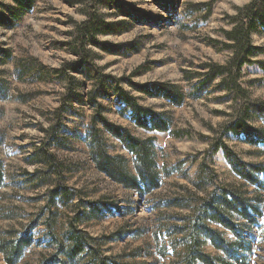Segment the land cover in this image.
<instances>
[{
    "label": "rangeland",
    "instance_id": "rangeland-1",
    "mask_svg": "<svg viewBox=\"0 0 264 264\" xmlns=\"http://www.w3.org/2000/svg\"><path fill=\"white\" fill-rule=\"evenodd\" d=\"M21 1L0 0L10 24L0 26V168L4 176V185L0 188V264H7L4 252L24 233L32 239L18 264H37L53 252L46 227L41 225L48 218L44 197L47 188H35V184L27 181L28 174L33 175L40 167L34 163L32 154L42 144L44 131L49 128L51 115L60 106L65 90L54 71L75 59L70 51V34L76 25L86 20L83 10L87 0ZM211 2L106 1L100 13L107 22L116 25V33L103 36L100 41L112 45L117 53L91 47L92 60L106 75L128 78L139 85L164 84L188 97L195 92L198 82L195 75L203 71V65L224 66L232 57L223 45L229 43L223 31L232 29L226 18L235 16L237 9L249 4L250 0H218L211 16L207 17L205 7ZM253 43L264 48V35H254ZM255 61L264 62V55ZM75 76L80 82L77 93L84 99L82 103H74L65 115L61 132L63 146H55L52 151L68 168L65 183L83 188L86 200L91 203L99 201L105 205L103 217L86 221L80 228L98 242L101 239L105 243L106 256L119 264H171L174 252L169 238L159 232L165 219L157 207L160 204L157 192L142 196L136 191H127L96 171L87 145V130L94 114L87 103L93 78H87L83 72ZM218 84L216 80L215 87L203 98L188 97L182 106L176 107L163 99L137 93L127 83H122L123 90L135 97L141 106L163 114L171 122V130L188 131L192 139L177 140L170 133L137 129L127 115H122L123 108L113 83L106 88L108 98L99 100L103 114L111 122L126 127L139 138L151 139L159 167L171 173L163 176V199L175 197L181 187H188L198 196L204 195L191 185L210 146L209 142L198 138L213 137L211 129L229 120L221 113H231L232 104L223 100L227 92L213 91ZM241 84L253 101L264 102V70L258 66L245 67ZM252 126L263 128L261 122L252 123ZM106 140L109 152L126 158L132 169V156L121 143L107 134ZM226 144L246 164L264 167V147L248 143L246 137L237 139L234 136H229ZM212 168L217 175V185L242 189L259 210L252 209L249 213L259 214L255 223L235 220L239 242L233 232L211 225L228 242L227 251H218L207 244L205 253L216 260L231 254L236 259H226L230 264H241L244 260L246 264H264V179L261 180L262 188L240 180L223 153L216 157ZM68 213H61L62 221L54 219L60 237L65 233L64 221ZM167 215L174 216L173 211L169 210ZM36 221H40V226L29 232Z\"/></svg>",
    "mask_w": 264,
    "mask_h": 264
},
{
    "label": "trees",
    "instance_id": "trees-1",
    "mask_svg": "<svg viewBox=\"0 0 264 264\" xmlns=\"http://www.w3.org/2000/svg\"><path fill=\"white\" fill-rule=\"evenodd\" d=\"M106 1L111 0L85 2L83 13L86 20L76 25L74 32L70 34V51L75 59L65 62L54 71L65 86L60 106L51 115V124L44 131L42 144L32 154L34 163L40 167L33 175L28 174L27 183L35 184V188H47L44 197L47 199L45 211L48 212V218L42 221L41 225L46 227L54 252L49 257L41 258L37 264H119L116 259L106 256L103 249L105 243L101 239L98 242L80 228L86 221L100 218V215L103 217L105 212L102 207L105 205L99 201L91 203L86 200L83 188L77 189L65 183L64 175L68 168L52 151L55 146H63L64 138L61 132L65 115L74 107V103H82L84 99V96L80 98L77 93L80 82L75 75L80 72L86 74L89 79L93 78V89L88 94L87 103L94 109V114L87 130V145L96 171L127 191H136L142 196L157 192L156 196H160V204L157 207L165 219L159 226V232L165 233L169 238L170 247L174 252L171 264H230L226 259H236L235 256L229 254L228 258L226 255L225 258L216 260L204 251L207 244H211L218 251H227L228 242L211 225L233 232L239 242L240 234L236 230L235 220L255 223L259 213L253 215L249 210H259L242 189L217 185V175L212 166L216 157L223 153L225 161L240 180L256 188L263 186L261 180L264 179V167L260 164H246L228 147L226 139L229 136L237 139L246 137L248 143L264 147V102L253 101L241 84L245 67L258 66L264 70V62L255 61L257 57L264 55V48L254 46L253 43L254 35H264V0H250L249 4L237 9L235 16H227L232 29L223 31L229 42L223 45L232 53V57L224 66L203 65V71L195 75L198 76L195 92L188 95L193 100L201 99L215 87V81L219 80L213 91L225 90L227 95L223 100L232 104L229 115L221 113L228 117V122L218 128H212L213 137L198 138L199 141L209 142L210 146L191 185L198 191H203L204 195L198 196L188 187H181L180 191L174 194L175 197L164 199L163 176L167 177L171 173L167 168L159 167L151 139L139 138L126 127L111 122L103 114L99 100L108 98L106 88L113 83L114 92L123 108L122 115H127L128 120L137 129L149 133H170L174 139L183 140L192 139V134L188 131L171 130V122L163 114L141 106L135 97L123 90L122 83H127L137 93L149 98L163 99L176 107L182 106L188 97L164 84L139 85L132 83L128 78L117 79L106 75L93 62L91 47L105 53H117L112 50V45L100 41L101 37L116 33V25L107 22L106 17L100 13ZM21 2L25 3L24 0ZM217 2L218 0H212L206 5L207 17L211 16ZM6 25L10 26L0 3V26ZM255 122H261L263 128L252 126ZM106 134L119 141L124 150L132 156V169L126 158L109 152ZM3 177L0 168V188L4 185ZM169 210L173 211L174 216L167 215ZM67 211L69 216L64 221L65 233L60 237L55 220L62 221L61 213ZM39 226L40 221L33 222L29 232ZM60 229L63 231V228ZM31 239L24 233L16 242L9 244L8 250L4 252L7 264L19 263L23 250L31 244ZM246 263L247 260H244L241 264Z\"/></svg>",
    "mask_w": 264,
    "mask_h": 264
}]
</instances>
